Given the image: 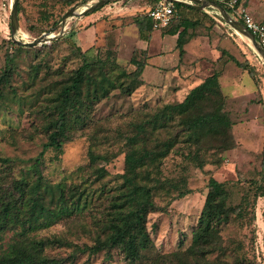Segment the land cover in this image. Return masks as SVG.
<instances>
[{
	"label": "rangeland",
	"instance_id": "1",
	"mask_svg": "<svg viewBox=\"0 0 264 264\" xmlns=\"http://www.w3.org/2000/svg\"><path fill=\"white\" fill-rule=\"evenodd\" d=\"M95 1L76 2L86 5ZM158 1L110 0L94 12L69 17L58 38L31 48H18L12 43V0H0V74L10 64L6 54L14 50L10 75L1 84L0 94V195L15 190L22 179L33 181L40 173L45 182L61 183L67 190L74 185L96 190L86 207L50 220L35 231L37 236L62 234L75 243L93 244L94 218L103 215L123 182L128 135L137 129V123L164 104L181 99L178 81L190 76L187 66L193 59L184 60L186 55L177 56L172 49L176 38L173 34L164 35L170 25L152 27L148 39L141 36L135 24L136 15L146 13ZM241 1L256 19L264 22V0ZM20 5L16 37L26 41L49 30L72 6L66 0H20ZM208 9L218 17L210 26L217 24V30L226 37L222 45L240 61L249 60L255 71L251 74L228 54L222 58L224 63L231 60L232 75L243 83L225 101V109L234 121L236 147L217 149L216 145L227 140L224 136L215 139L208 133H203L198 141H187V134L180 131L178 116L166 126L154 129L145 137L150 145L180 132L176 145L162 158L160 169L152 167L153 175L172 179L191 191L174 198L177 195L160 190L156 201L161 207L151 211L147 219L153 244L141 258L132 261L115 247L111 257L104 250L91 255L81 252L72 264H203L206 258L217 264H264V194L260 195L264 191V60L250 39L238 34L217 8ZM61 28L62 25L55 32L59 34ZM79 45L87 50L88 61L96 60L93 73L98 81L103 76L107 80L104 85H89L88 90L84 87L85 105L71 111L64 152L50 147L42 154L49 139V126L59 111L55 108V96L72 72L84 63ZM141 48H146L149 55L143 74L145 84L128 92L126 84L131 77L125 72L135 68L131 57L134 50L141 56ZM208 54L207 58H211ZM232 75L225 76L226 84H230ZM91 150L107 158L92 160ZM201 162L203 165H199ZM100 167L106 169L101 177L97 172ZM211 176L229 183V203L238 204L244 198L247 202L241 214H232L222 225L221 247L206 256L190 255L193 230L199 222ZM102 187L104 193L98 194ZM12 235L11 230L7 231L3 241L10 240ZM72 248L54 245L47 248V253L65 257Z\"/></svg>",
	"mask_w": 264,
	"mask_h": 264
},
{
	"label": "trees",
	"instance_id": "2",
	"mask_svg": "<svg viewBox=\"0 0 264 264\" xmlns=\"http://www.w3.org/2000/svg\"><path fill=\"white\" fill-rule=\"evenodd\" d=\"M77 0H66L67 5H73ZM241 3V0H239ZM155 4V3H154ZM152 4L151 6H153ZM223 4V3H222ZM230 12L232 10L223 4ZM150 6V7H151ZM176 15L166 27L171 33L178 32V47L183 54V43L189 32L188 27L193 23L185 16L186 12L199 11L197 7L180 1H175ZM146 13L137 14L135 24L144 38H150L149 30L153 27V21ZM99 7L94 11L98 10ZM19 10H21L19 0ZM92 12V11H91ZM90 13V12H89ZM242 20V19H241ZM180 27H183L180 30ZM164 28V27H163ZM18 48H31L19 42L12 41ZM78 49L84 55V63L77 67L70 75L68 81L56 94L57 117L49 126V139L44 143L42 154L53 147L59 152H64V139L68 137L70 114L73 110H79L85 104L82 97L84 87L93 83L107 80L105 76L98 81V76L93 73L96 60L88 61L87 50L80 45ZM136 50L131 57V63L135 68L125 74L130 76V82L126 84V91L133 92L137 87L145 84L143 72L148 58L147 49ZM228 54L237 65L254 74V68L249 60L240 61L226 49H222L220 59ZM10 64L0 74L1 84L10 75L11 63L14 59V50L6 54ZM102 70V67H101ZM103 71V70H102ZM105 72V71H104ZM220 71H214L206 76L200 83L192 87L183 99L176 102H168L151 116L136 124L137 129L129 134L126 140L125 170L122 173L123 182L111 204L102 216H95L96 238L93 244H79L70 241L62 234L37 236L36 230L48 225L49 221L64 215H70L73 211L80 210L88 205L96 190L88 186L74 185L67 190L58 183L57 185L45 182L40 173L33 181L20 180L15 190L11 189L0 195V264H72L81 252L89 254L105 251L107 257L112 256V249L118 247L124 252L125 257L135 261L142 257V253L153 244L152 236L147 227L148 214L160 209L156 196L160 190L167 194L181 197L191 190L188 186L178 184L172 179H164L153 175L152 167L160 169L163 157L167 156L177 143L179 132L187 134L186 140L198 141L203 133H208L215 139L224 136L227 140L224 144L216 145L217 149L227 150L237 145L233 133V120L225 109L226 95L219 80ZM114 82V81H113ZM105 86H101L103 89ZM108 87H106V90ZM97 90V89H96ZM89 94V93H88ZM87 94V96H88ZM178 116L180 131L171 138L150 145L145 137L158 127H164L169 121H174ZM78 118V116L76 117ZM93 159H106L105 154L91 150ZM9 161V158H3ZM39 166V160L35 162ZM199 165H203L201 162ZM99 177L105 175L106 169H97ZM229 183L211 176L208 183V192L199 217V222L193 230L192 244L188 251L190 255L206 256L222 246L221 229L227 223L232 214H241L244 211L247 199H242L238 204L228 202ZM98 194L104 193V187ZM264 194V191L260 195ZM11 230L13 235L8 241H3L4 234ZM95 228L93 227V231ZM70 246L72 252L68 256H52L47 253L50 246ZM203 264H217L204 260Z\"/></svg>",
	"mask_w": 264,
	"mask_h": 264
},
{
	"label": "crops",
	"instance_id": "3",
	"mask_svg": "<svg viewBox=\"0 0 264 264\" xmlns=\"http://www.w3.org/2000/svg\"><path fill=\"white\" fill-rule=\"evenodd\" d=\"M241 4L244 5V2L241 1ZM249 7L253 9L251 6ZM253 12L256 15H259V12H257L256 10H253ZM185 16L190 18L193 23L188 27L189 34L183 43V54L180 53V48L177 44L179 35L178 32L171 33L169 31H166V33L164 34H173V38H176V42L173 43L172 49H175V53L177 54V56L183 57L184 55H186L184 56V60L188 57H191L193 59L191 62L192 64L187 66H190V69L188 71V73H190V76L184 78L179 75L182 80L178 81L177 92L181 93V99L185 97V95L192 87L200 83L206 76L212 74L214 71H220L219 80L221 82L222 89L224 91V94L226 95V98L231 95L230 92L236 93L237 91H239L240 88H242L243 83L232 75L234 66H232V64L230 63L231 60H228L224 63L222 60L223 57L220 59V56L222 55V49H226L230 54H233L228 50V48L222 45L226 37L222 36L221 32L217 30V24L210 26L213 22V19H218V17L211 14L208 7L199 9V11L186 12ZM182 28L183 27H180V30ZM220 44L222 45V48H220ZM206 53H209L208 55H210L209 57L211 58H207L208 56H206ZM202 73H204V76H197ZM227 75H232L230 76V84H226L224 80L225 76ZM165 80L166 78L164 79V81ZM164 87L167 88L168 84H166ZM225 87L226 89H224Z\"/></svg>",
	"mask_w": 264,
	"mask_h": 264
},
{
	"label": "water",
	"instance_id": "4",
	"mask_svg": "<svg viewBox=\"0 0 264 264\" xmlns=\"http://www.w3.org/2000/svg\"><path fill=\"white\" fill-rule=\"evenodd\" d=\"M109 1L110 0H96L94 3H89L86 5H84L82 2H76L61 16V18L49 30L43 32L34 40L26 41L16 37V32L20 28L19 0H12L10 11L11 30L13 32L12 38L15 42H19L27 46H36L38 44L51 41L55 38H58L64 33L63 27L69 17L86 15L89 12L97 9L98 7L103 6ZM177 1L191 4L199 9H203L208 6L217 8L218 12L232 28H234L236 31H239L250 39L252 47L261 55L264 60V45L259 42L254 32L250 28H248L242 20L234 17L223 4L216 0H193L194 2H188L186 0ZM60 25H62V28L60 30V33L57 34L55 31L60 27Z\"/></svg>",
	"mask_w": 264,
	"mask_h": 264
},
{
	"label": "built area",
	"instance_id": "5",
	"mask_svg": "<svg viewBox=\"0 0 264 264\" xmlns=\"http://www.w3.org/2000/svg\"><path fill=\"white\" fill-rule=\"evenodd\" d=\"M176 0H159L148 11L149 17L153 21L154 28H162L172 22L176 15ZM194 2L193 0H186ZM228 6L231 14L242 21L250 28L261 44L264 45V22L256 19L254 15L239 0H216Z\"/></svg>",
	"mask_w": 264,
	"mask_h": 264
},
{
	"label": "bare ground",
	"instance_id": "6",
	"mask_svg": "<svg viewBox=\"0 0 264 264\" xmlns=\"http://www.w3.org/2000/svg\"><path fill=\"white\" fill-rule=\"evenodd\" d=\"M238 34H240L241 36H243V34L242 33H240L239 31H236Z\"/></svg>",
	"mask_w": 264,
	"mask_h": 264
}]
</instances>
